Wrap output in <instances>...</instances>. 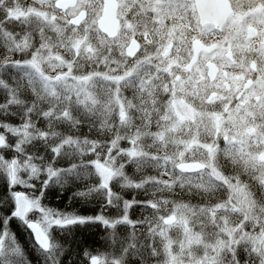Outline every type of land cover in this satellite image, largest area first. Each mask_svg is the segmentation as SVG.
Instances as JSON below:
<instances>
[{
    "label": "snow or ice",
    "instance_id": "6c2138e0",
    "mask_svg": "<svg viewBox=\"0 0 264 264\" xmlns=\"http://www.w3.org/2000/svg\"><path fill=\"white\" fill-rule=\"evenodd\" d=\"M0 264H264V0H0Z\"/></svg>",
    "mask_w": 264,
    "mask_h": 264
}]
</instances>
